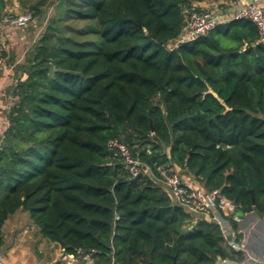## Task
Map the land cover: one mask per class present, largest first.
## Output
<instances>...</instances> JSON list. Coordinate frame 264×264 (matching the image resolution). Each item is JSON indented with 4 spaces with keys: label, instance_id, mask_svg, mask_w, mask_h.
<instances>
[{
    "label": "trees",
    "instance_id": "16d2710c",
    "mask_svg": "<svg viewBox=\"0 0 264 264\" xmlns=\"http://www.w3.org/2000/svg\"><path fill=\"white\" fill-rule=\"evenodd\" d=\"M56 1L9 89L0 249L5 221L21 211L43 239L89 264L240 259L215 222L172 203L161 171L184 172L240 213L264 216V45L256 27L231 20L174 45L186 15L202 12L193 5L219 0ZM114 139L140 176L130 179L113 157Z\"/></svg>",
    "mask_w": 264,
    "mask_h": 264
},
{
    "label": "crops",
    "instance_id": "0c3cea01",
    "mask_svg": "<svg viewBox=\"0 0 264 264\" xmlns=\"http://www.w3.org/2000/svg\"><path fill=\"white\" fill-rule=\"evenodd\" d=\"M250 0H219L216 2H203L194 4L193 7L202 11L214 14L221 21L229 19L233 12ZM264 8V5L260 3ZM23 29H9L3 31V40L6 56V65L0 68V128L7 125L6 113L13 104L14 99L9 94V89L14 85L16 79L15 72L18 65L22 62L28 42L24 37L18 35ZM4 129V131H5ZM3 131V132H4ZM2 132V133H3ZM1 135V132H0ZM184 182L191 186H201L190 175L178 171ZM24 212L18 211L9 219L15 218ZM237 228L231 226L227 218H222L225 232L228 238L232 237L237 242H243L244 251L235 253L240 254V259H228L227 264H264V216L257 213L242 214L235 211ZM2 227V233H3ZM19 228V227H16ZM32 229V228H30ZM19 231H22L19 229ZM28 231L23 233L21 238H14L12 241L4 242L0 249V264H89L87 256L78 258L65 255L64 251L56 244L43 239L37 229V239ZM18 237V236H17Z\"/></svg>",
    "mask_w": 264,
    "mask_h": 264
},
{
    "label": "built area",
    "instance_id": "2783aa9c",
    "mask_svg": "<svg viewBox=\"0 0 264 264\" xmlns=\"http://www.w3.org/2000/svg\"><path fill=\"white\" fill-rule=\"evenodd\" d=\"M264 0H250L243 6L236 9L229 19H218L214 14L202 11H191L186 15L184 27L180 36L175 40L177 43L190 42L213 31L219 24L227 23L231 20L245 21L253 24L257 29V42L264 45ZM30 13L12 15L8 13L0 14V68L6 65V56L3 40V31L9 29H24L31 23ZM174 41V42H175ZM2 134L0 135L1 138ZM1 141V139H0ZM107 147L112 151L113 157L117 158L122 169L130 179L141 175L142 167L132 158L129 148L120 140L114 139L107 142ZM164 187L173 204L182 207L186 212L195 218H206L215 222L221 231L224 244L228 250L233 252L244 251L243 242H237L225 232V225L222 218L232 217L236 221L235 210L237 206L226 200L217 190L207 192L202 186H191L184 182L178 171L167 175L161 171ZM228 259H217L215 264H227Z\"/></svg>",
    "mask_w": 264,
    "mask_h": 264
},
{
    "label": "rangeland",
    "instance_id": "374dc122",
    "mask_svg": "<svg viewBox=\"0 0 264 264\" xmlns=\"http://www.w3.org/2000/svg\"><path fill=\"white\" fill-rule=\"evenodd\" d=\"M5 8L3 13H8L12 15H20L24 13H31L33 7H38L40 15L33 18L31 23L18 32V35L24 37L28 41L24 47H26V52L29 49H32L37 39L43 33L48 19L55 13L54 9L57 4L56 0H4ZM177 43V41L174 42ZM177 45V44H176ZM173 47V45H171ZM16 80L14 81V85ZM7 127V125L5 126ZM5 128H0L1 134ZM25 216L18 214L17 217L11 218L8 222L5 221L3 225V239L4 242L7 240L12 241L14 238H21L22 232L27 233L31 230V235L37 239V227L32 224L29 220L27 213H24ZM19 227V228H16ZM32 228V229H30ZM21 229L22 231H19ZM18 236V237H17Z\"/></svg>",
    "mask_w": 264,
    "mask_h": 264
},
{
    "label": "water",
    "instance_id": "95a60500",
    "mask_svg": "<svg viewBox=\"0 0 264 264\" xmlns=\"http://www.w3.org/2000/svg\"><path fill=\"white\" fill-rule=\"evenodd\" d=\"M149 264H151V263H149ZM172 264H176V262H175V257L173 258V262H172Z\"/></svg>",
    "mask_w": 264,
    "mask_h": 264
}]
</instances>
